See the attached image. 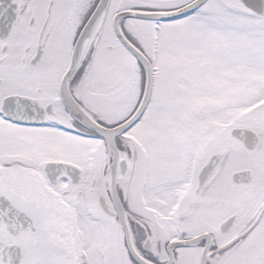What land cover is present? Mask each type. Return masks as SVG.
I'll return each mask as SVG.
<instances>
[{
  "label": "snow or ice",
  "instance_id": "snow-or-ice-1",
  "mask_svg": "<svg viewBox=\"0 0 264 264\" xmlns=\"http://www.w3.org/2000/svg\"><path fill=\"white\" fill-rule=\"evenodd\" d=\"M0 264H264V0H0Z\"/></svg>",
  "mask_w": 264,
  "mask_h": 264
}]
</instances>
